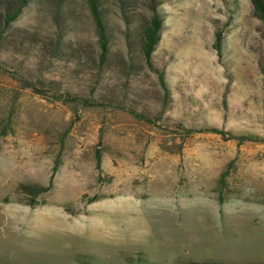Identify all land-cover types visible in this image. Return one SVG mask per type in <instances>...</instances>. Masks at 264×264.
Listing matches in <instances>:
<instances>
[{
    "label": "rangeland",
    "instance_id": "374dc122",
    "mask_svg": "<svg viewBox=\"0 0 264 264\" xmlns=\"http://www.w3.org/2000/svg\"><path fill=\"white\" fill-rule=\"evenodd\" d=\"M96 3L0 0V264H264L251 0Z\"/></svg>",
    "mask_w": 264,
    "mask_h": 264
},
{
    "label": "trees",
    "instance_id": "16d2710c",
    "mask_svg": "<svg viewBox=\"0 0 264 264\" xmlns=\"http://www.w3.org/2000/svg\"><path fill=\"white\" fill-rule=\"evenodd\" d=\"M97 0H87L90 11L93 15L96 32L98 35V41L100 45V55H103L105 50V35H104V27L102 23V18L100 14V10L97 8ZM15 6H11L10 4L7 6L6 13H5V23H8L9 21H12L21 8L24 6L26 0H14ZM251 3L253 5L254 11L257 15V17L262 22V36L264 39V0H251ZM160 23L161 20L156 14V12H152V15L150 16L146 26L142 30L141 40H140V49L141 53L143 55V58L148 63L150 62V55L155 47V45L158 42L159 39V29H160ZM219 36V35H218ZM218 36H216V39L218 40ZM264 74V69L262 70ZM57 164L54 165V169H56ZM33 203V202H32ZM31 203V204H32Z\"/></svg>",
    "mask_w": 264,
    "mask_h": 264
}]
</instances>
